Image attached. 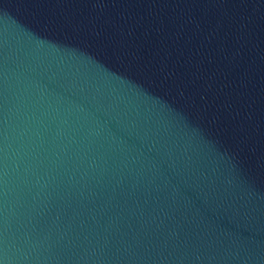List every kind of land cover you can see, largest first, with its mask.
I'll list each match as a JSON object with an SVG mask.
<instances>
[{"label": "water", "instance_id": "95a60500", "mask_svg": "<svg viewBox=\"0 0 264 264\" xmlns=\"http://www.w3.org/2000/svg\"><path fill=\"white\" fill-rule=\"evenodd\" d=\"M0 264H264V0H0Z\"/></svg>", "mask_w": 264, "mask_h": 264}]
</instances>
